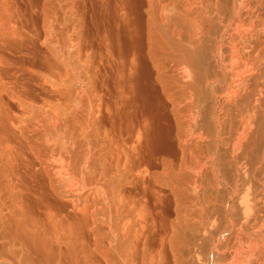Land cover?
I'll list each match as a JSON object with an SVG mask.
<instances>
[{
	"label": "bare ground",
	"instance_id": "obj_1",
	"mask_svg": "<svg viewBox=\"0 0 264 264\" xmlns=\"http://www.w3.org/2000/svg\"><path fill=\"white\" fill-rule=\"evenodd\" d=\"M88 1L0 0V264H264V0Z\"/></svg>",
	"mask_w": 264,
	"mask_h": 264
},
{
	"label": "rangeland",
	"instance_id": "obj_2",
	"mask_svg": "<svg viewBox=\"0 0 264 264\" xmlns=\"http://www.w3.org/2000/svg\"><path fill=\"white\" fill-rule=\"evenodd\" d=\"M32 1L34 2V0H32ZM86 1H88V0H85V2H86ZM33 2H32V3H33ZM35 2H36V1H35ZM89 4H90L89 1H88V4H87V2H86V5H87V6H90ZM86 5H85V6H86ZM90 7H91V6H90ZM88 8H89V7H88ZM89 9H90V8H89ZM219 191H220V190H219ZM219 193H223V192L221 191V192H219ZM234 199H235V200H234ZM234 199H233V200L236 201V198H235V197H234Z\"/></svg>",
	"mask_w": 264,
	"mask_h": 264
}]
</instances>
